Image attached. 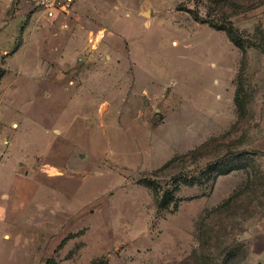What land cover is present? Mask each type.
I'll use <instances>...</instances> for the list:
<instances>
[{"label":"rangeland","instance_id":"1","mask_svg":"<svg viewBox=\"0 0 264 264\" xmlns=\"http://www.w3.org/2000/svg\"><path fill=\"white\" fill-rule=\"evenodd\" d=\"M208 7L261 38L264 0H0V264H256L264 53Z\"/></svg>","mask_w":264,"mask_h":264},{"label":"trees","instance_id":"2","mask_svg":"<svg viewBox=\"0 0 264 264\" xmlns=\"http://www.w3.org/2000/svg\"><path fill=\"white\" fill-rule=\"evenodd\" d=\"M210 10L211 8L208 7V11H207V17L205 19H200V17L198 16V13L194 12L193 10H189L191 13H193V18L196 21H200V22H205L207 23L209 26L214 27V28H219V29H223L225 30V32L227 33L229 39L233 42V44L235 46H237L239 49H245V46H253L256 47L257 49H259L261 52L264 53V31L261 28H258V33L261 34V38L260 39H251L250 37L246 36L245 34H242V32H239L237 29L234 28V26L232 25V23L226 18L223 17L224 13L219 14L216 18L214 17H210ZM225 12V11H223ZM222 20V21H220ZM168 164V163H167ZM166 165V164H165ZM209 164H207L206 166L208 167ZM200 174H202V172H200ZM143 182L149 186L152 187H159L160 185H158V182L154 181V180H150V179H142ZM192 180H194V177H185L183 179L184 182H191ZM178 185H175V187L171 190H164L163 191V195L160 198V204H162L164 207L168 206L170 204V202L175 201L174 197H173V191L178 189ZM44 264H55L54 261L52 259H47ZM97 264V263H94Z\"/></svg>","mask_w":264,"mask_h":264},{"label":"crops","instance_id":"3","mask_svg":"<svg viewBox=\"0 0 264 264\" xmlns=\"http://www.w3.org/2000/svg\"><path fill=\"white\" fill-rule=\"evenodd\" d=\"M12 175L11 191L14 196V201L30 202V199L35 195L39 187L38 180L34 177L30 178L15 173H12ZM248 246L251 255L256 260V264H264V228L252 232Z\"/></svg>","mask_w":264,"mask_h":264},{"label":"built area","instance_id":"4","mask_svg":"<svg viewBox=\"0 0 264 264\" xmlns=\"http://www.w3.org/2000/svg\"><path fill=\"white\" fill-rule=\"evenodd\" d=\"M36 6L43 7L45 9H53L58 5V0H30Z\"/></svg>","mask_w":264,"mask_h":264},{"label":"bare ground","instance_id":"5","mask_svg":"<svg viewBox=\"0 0 264 264\" xmlns=\"http://www.w3.org/2000/svg\"><path fill=\"white\" fill-rule=\"evenodd\" d=\"M147 12H145V14H146Z\"/></svg>","mask_w":264,"mask_h":264},{"label":"water","instance_id":"6","mask_svg":"<svg viewBox=\"0 0 264 264\" xmlns=\"http://www.w3.org/2000/svg\"><path fill=\"white\" fill-rule=\"evenodd\" d=\"M145 12H147V11H145ZM145 12H144V13H145Z\"/></svg>","mask_w":264,"mask_h":264}]
</instances>
